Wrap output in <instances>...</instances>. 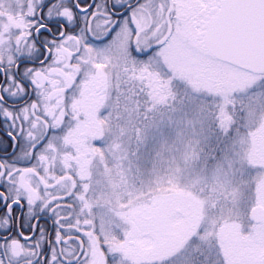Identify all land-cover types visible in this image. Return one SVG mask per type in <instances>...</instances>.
Masks as SVG:
<instances>
[{
	"label": "snow or ice",
	"instance_id": "1",
	"mask_svg": "<svg viewBox=\"0 0 264 264\" xmlns=\"http://www.w3.org/2000/svg\"><path fill=\"white\" fill-rule=\"evenodd\" d=\"M244 47L262 67L240 90L213 69ZM257 85L264 0L0 2V264H229L217 218L237 212L252 236L264 207ZM165 116L199 125L210 150L197 141L183 166L154 160L135 190L126 139L141 142ZM113 172L119 209L133 197L154 210L186 207L195 228L163 255L134 257L132 226L120 222L129 213L98 210L96 188ZM256 255L252 264H264V246Z\"/></svg>",
	"mask_w": 264,
	"mask_h": 264
},
{
	"label": "rangeland",
	"instance_id": "2",
	"mask_svg": "<svg viewBox=\"0 0 264 264\" xmlns=\"http://www.w3.org/2000/svg\"><path fill=\"white\" fill-rule=\"evenodd\" d=\"M0 2L9 5L12 0H0ZM213 71L217 72L222 80L236 83L240 90L256 83L255 74L225 63H221ZM256 91L260 92L264 89L257 85ZM256 119L264 121V114H258ZM254 135L259 139L261 131L257 129ZM197 141H199L198 147L210 150V145L205 142L199 125L195 127L188 123L178 125L175 118L170 121L167 116L157 117L154 125L143 132L141 142L137 143L135 139L130 141L126 139L129 158L133 164L132 170L128 172V165L125 162L129 187L139 190L142 182L144 185L147 184L148 172L154 160L159 168H167L170 161L183 166L189 144L196 145ZM214 143L212 141V144ZM133 152H138V156H133ZM158 154H162L159 160L156 159ZM101 179L102 183L97 186L95 192L101 205L98 210L107 211L110 208H116L129 213L127 216H122L120 222H127L132 226L128 243L131 245L130 251L134 257L152 251L163 255L189 226L192 210L186 207H182L178 213H174L171 208L154 210L146 207L143 199L137 200L133 197L128 202L127 210L119 209L117 193L122 192L123 187L120 189L114 187L119 182V177H116L113 172L112 174L105 173ZM185 199L181 196L174 197L176 202H182ZM216 223L218 243L229 264H252L254 260L258 259L256 253L261 246H264V222L259 223L260 227L252 236L241 234V224L237 212L225 211L222 217L217 218ZM195 226L196 222L191 221V227L194 229ZM201 226L208 229L210 223L205 221ZM244 227H247L246 223Z\"/></svg>",
	"mask_w": 264,
	"mask_h": 264
},
{
	"label": "water",
	"instance_id": "3",
	"mask_svg": "<svg viewBox=\"0 0 264 264\" xmlns=\"http://www.w3.org/2000/svg\"><path fill=\"white\" fill-rule=\"evenodd\" d=\"M222 62L228 63L252 74L259 73L262 67L259 60L253 57L250 47L241 48L236 54L224 55L222 57ZM254 219L258 223L264 220V210L261 207L256 208Z\"/></svg>",
	"mask_w": 264,
	"mask_h": 264
}]
</instances>
